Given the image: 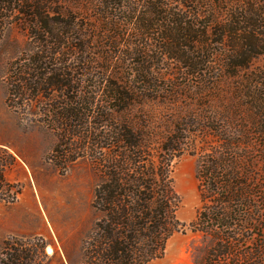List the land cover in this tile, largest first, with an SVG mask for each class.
<instances>
[{"label": "trees", "instance_id": "trees-1", "mask_svg": "<svg viewBox=\"0 0 264 264\" xmlns=\"http://www.w3.org/2000/svg\"><path fill=\"white\" fill-rule=\"evenodd\" d=\"M173 1L177 7L161 0H87L77 9L83 30L75 28L70 9L54 13L42 4L22 13L30 34L45 46L32 60L31 70L40 76L10 85L8 101L58 92L64 97L62 111L53 115L58 139L94 144L90 159L98 182L91 206L98 218L79 264H147L163 256L182 227L171 164L184 148L199 153L201 204L190 230L203 243L194 249L193 264H264V67L252 70V62L264 57V0ZM10 3L0 0V10ZM89 34L94 43L126 48L127 56L120 53L131 61L136 56L140 67L150 46L174 63L166 98L173 108L171 131L162 133L143 111L144 89L151 87H135L145 84L140 76L130 81L101 74V100L94 91L80 92L88 76L77 78L68 62ZM46 60L59 66L46 71ZM101 60L109 64L105 69L112 67L107 57ZM28 242L5 241L0 264H36L37 248Z\"/></svg>", "mask_w": 264, "mask_h": 264}, {"label": "rangeland", "instance_id": "rangeland-1", "mask_svg": "<svg viewBox=\"0 0 264 264\" xmlns=\"http://www.w3.org/2000/svg\"><path fill=\"white\" fill-rule=\"evenodd\" d=\"M85 1L11 0L0 10V251L7 240H29L28 243L37 248L36 264H79L82 261L83 242L98 218L91 206L98 177L90 159L94 144L92 146L89 139L78 142L67 136L57 137L58 125L53 115L62 111L59 108L62 95L49 89L37 100L28 101L25 96L18 95L8 101L10 85L18 83L20 78H30L31 74L32 80L40 76L39 71L31 70L32 60L45 46L30 34L22 13L34 12L42 8V4L54 13L70 9L77 19L75 28L83 30L78 29L84 23L80 20L83 14L77 9L82 11ZM161 1L177 7L173 0ZM91 39L92 34H89L88 40H80L81 53L70 57L72 61L68 62L74 73L88 76V80L83 79V88L79 86L80 92L94 91L96 101L97 97L101 100L105 85L101 74L110 78L112 73L111 76L128 77L130 81L140 76L145 84L135 82V87H147V82L151 87L144 89L147 100L143 111L153 116L162 133L171 131L173 108L166 98L174 63L156 56L155 49L150 46L145 57L148 62L140 67L134 63L136 56L132 57L133 61L124 56L128 55L126 48L109 47L107 42L94 43ZM148 42L153 46L152 41ZM104 57L112 61L110 65L114 70L112 67L105 69L109 64L105 66L102 62ZM58 60H46V71L58 67ZM91 61L98 62L93 65ZM252 63V70L263 68L264 57ZM141 70L145 73H137ZM77 78L82 79L80 75ZM157 94L159 97L152 100ZM177 102L185 107V99ZM78 145L82 147L81 154ZM181 151L171 164V178L177 196L175 216L182 227L166 242L163 256L147 264H193L194 249L203 243L201 234L190 230L201 204L196 179L198 148L193 155L186 148Z\"/></svg>", "mask_w": 264, "mask_h": 264}]
</instances>
